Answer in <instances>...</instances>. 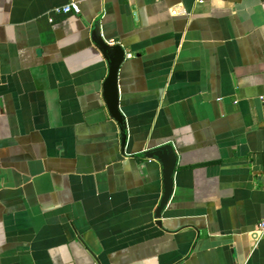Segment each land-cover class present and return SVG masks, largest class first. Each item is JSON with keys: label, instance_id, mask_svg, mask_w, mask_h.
Instances as JSON below:
<instances>
[{"label": "crops", "instance_id": "0c3cea01", "mask_svg": "<svg viewBox=\"0 0 264 264\" xmlns=\"http://www.w3.org/2000/svg\"><path fill=\"white\" fill-rule=\"evenodd\" d=\"M263 219L264 0H0V264H264Z\"/></svg>", "mask_w": 264, "mask_h": 264}, {"label": "built area", "instance_id": "2783aa9c", "mask_svg": "<svg viewBox=\"0 0 264 264\" xmlns=\"http://www.w3.org/2000/svg\"><path fill=\"white\" fill-rule=\"evenodd\" d=\"M80 12L81 8L77 2H71L68 5L57 7L53 10V13L56 15L79 14ZM51 22H53V19H51ZM256 233L257 235L264 237V219L259 223Z\"/></svg>", "mask_w": 264, "mask_h": 264}, {"label": "water", "instance_id": "95a60500", "mask_svg": "<svg viewBox=\"0 0 264 264\" xmlns=\"http://www.w3.org/2000/svg\"><path fill=\"white\" fill-rule=\"evenodd\" d=\"M119 50V49H118ZM122 53H123V51H122Z\"/></svg>", "mask_w": 264, "mask_h": 264}]
</instances>
